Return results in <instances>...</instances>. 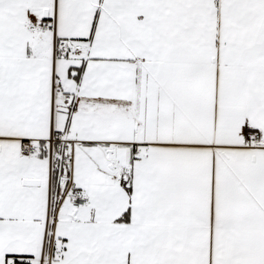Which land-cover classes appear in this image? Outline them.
<instances>
[{
	"label": "snow or ice",
	"instance_id": "6c2138e0",
	"mask_svg": "<svg viewBox=\"0 0 264 264\" xmlns=\"http://www.w3.org/2000/svg\"><path fill=\"white\" fill-rule=\"evenodd\" d=\"M0 264H264V0H0Z\"/></svg>",
	"mask_w": 264,
	"mask_h": 264
}]
</instances>
